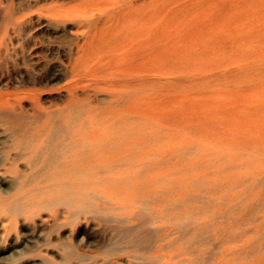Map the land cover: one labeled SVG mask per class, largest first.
<instances>
[{"label":"rangeland","instance_id":"obj_1","mask_svg":"<svg viewBox=\"0 0 264 264\" xmlns=\"http://www.w3.org/2000/svg\"><path fill=\"white\" fill-rule=\"evenodd\" d=\"M0 264H264V0H0Z\"/></svg>","mask_w":264,"mask_h":264},{"label":"bare ground","instance_id":"obj_2","mask_svg":"<svg viewBox=\"0 0 264 264\" xmlns=\"http://www.w3.org/2000/svg\"><path fill=\"white\" fill-rule=\"evenodd\" d=\"M131 12L125 16L119 26V34L108 36L103 41L102 52L108 54L112 58L113 63H118L124 73L137 76L138 75V24H130L129 18L133 17ZM170 48L171 54L174 56L180 50L181 45L175 43L171 37L158 43L149 53L153 58L161 59V50ZM123 114L131 118L138 117V93L133 92L132 101L127 110L114 109L110 116L121 117ZM3 255V254H2ZM4 256V255H3Z\"/></svg>","mask_w":264,"mask_h":264}]
</instances>
